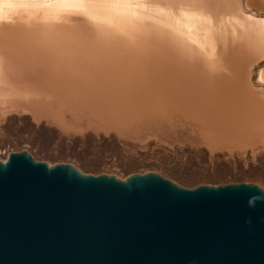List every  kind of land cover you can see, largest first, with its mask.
<instances>
[{"label": "rangeland", "instance_id": "rangeland-1", "mask_svg": "<svg viewBox=\"0 0 264 264\" xmlns=\"http://www.w3.org/2000/svg\"><path fill=\"white\" fill-rule=\"evenodd\" d=\"M118 2L124 0H0V160L28 151L36 160L69 163L92 175L123 179L155 172L185 188L254 183L264 189L260 128L226 139L170 108L124 122L112 116L120 120L115 123L110 115L98 118L91 115L94 109L68 104L55 78L78 73L83 62L111 55L123 44L131 47V58L144 60L142 53L177 38L165 27L164 14L175 21L184 11L189 26L180 16V28L194 39L174 41L190 69L195 64L202 75L220 78L218 84L235 96L233 106L240 98L250 109H263L264 0H133V15ZM140 3L164 12L141 16Z\"/></svg>", "mask_w": 264, "mask_h": 264}, {"label": "water", "instance_id": "water-1", "mask_svg": "<svg viewBox=\"0 0 264 264\" xmlns=\"http://www.w3.org/2000/svg\"><path fill=\"white\" fill-rule=\"evenodd\" d=\"M0 264H264V189L0 160Z\"/></svg>", "mask_w": 264, "mask_h": 264}, {"label": "bare ground", "instance_id": "bare-ground-1", "mask_svg": "<svg viewBox=\"0 0 264 264\" xmlns=\"http://www.w3.org/2000/svg\"><path fill=\"white\" fill-rule=\"evenodd\" d=\"M131 1L133 0H124V2L118 3L122 6L120 8L133 15L136 13L129 9ZM139 5L141 10H144L139 13L141 16L147 15L146 13L152 10L155 15H160V11L164 12L163 9L155 6L156 4L140 3ZM177 12L179 13V10ZM179 14L181 17H185L184 11ZM173 19L164 14L163 23L165 27L174 31L177 38L182 39V42L183 40L194 39L191 32H183L184 30L180 28L179 19L175 21ZM185 20V24L189 26L190 18L185 17ZM175 38L172 36L170 40L166 41L168 45L166 44L164 47L166 42H161L164 43L161 44L162 48L160 45L159 49H149L148 51V47L146 50L148 52L144 55L142 53L143 61L138 57L136 59L131 58L134 54L129 56L131 53L130 46L123 44L121 47H115L116 51L112 52L111 55L107 53V56H98V59L93 63L84 64L83 62L78 66L80 69L78 73L60 72L58 77H55L57 83L61 85L59 92L65 91L67 103L69 102L71 105L78 104L89 107V110L94 109L91 115L94 116L95 113L98 118L110 115L111 119H113L112 116L121 117L122 119H120L124 122L127 119H141L144 115L147 117L170 108L182 113L187 118H196L202 125L208 126L213 131V135L219 137L224 136L232 140L239 139L238 132L251 126L260 128L263 132L264 108L250 109L244 103L245 101L240 98H236L240 104L233 106L230 101L231 97L234 99L235 96L227 93L226 86L218 84L220 78L216 81L213 80L216 77L212 75H202L198 71L200 66H196L197 71L200 72L198 73L194 70L195 64L192 66L193 69H190V66L187 65L188 60L185 62L187 55L180 48L179 43L177 44L178 41H174L177 39ZM149 39L151 40V38ZM102 40L104 41V39ZM146 42L148 44V41ZM155 48H158V45ZM113 53L116 57L112 56ZM117 55L121 56L118 57ZM155 55L160 56L162 60L156 61ZM133 63H137L135 67H128ZM95 64L97 65L95 66ZM111 119H107V121L114 122L116 118L113 119L114 121ZM119 121L116 120L115 123ZM255 131L253 129V134Z\"/></svg>", "mask_w": 264, "mask_h": 264}]
</instances>
